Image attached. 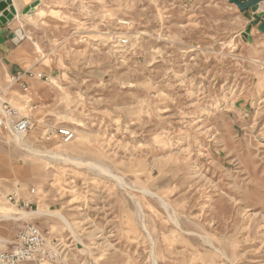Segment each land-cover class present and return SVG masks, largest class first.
I'll list each match as a JSON object with an SVG mask.
<instances>
[{"label":"rangeland","instance_id":"obj_1","mask_svg":"<svg viewBox=\"0 0 264 264\" xmlns=\"http://www.w3.org/2000/svg\"><path fill=\"white\" fill-rule=\"evenodd\" d=\"M26 3L3 39L46 79L0 60L33 123L0 132V252L33 225L54 257L26 264H264V37L227 0Z\"/></svg>","mask_w":264,"mask_h":264},{"label":"built area","instance_id":"obj_2","mask_svg":"<svg viewBox=\"0 0 264 264\" xmlns=\"http://www.w3.org/2000/svg\"><path fill=\"white\" fill-rule=\"evenodd\" d=\"M121 43H125L124 39ZM28 79H46L41 73H33L30 70H25L11 77V84H18L23 92L28 91V84L24 81ZM16 110L5 100L0 99V132L13 135L26 134L33 126L32 121L27 117L16 118ZM57 136L64 143L72 141L74 133L70 129H58ZM34 194V190L30 191ZM16 192L8 195L9 201H14L18 206L21 203L24 206L31 204V201H23L17 197ZM54 253L47 247V242L40 230L33 225L23 226L15 235L13 245L10 250L0 252V264H26L27 262L44 263L51 260Z\"/></svg>","mask_w":264,"mask_h":264},{"label":"crops","instance_id":"obj_3","mask_svg":"<svg viewBox=\"0 0 264 264\" xmlns=\"http://www.w3.org/2000/svg\"><path fill=\"white\" fill-rule=\"evenodd\" d=\"M20 4H27L26 0H12V6L15 11H18ZM264 11V1L260 2L258 5V10L256 13ZM237 16L243 24V27L246 29L248 25H253L251 29L252 35L259 34L264 37L263 33H258V28L264 26V20L259 18L256 25L255 23V14L251 12V10H247L244 12H237ZM1 15V12H0ZM42 15V12L39 11V16ZM29 19H31L29 17ZM2 36L0 41V60L5 65V71L8 77H13L18 73H22L26 69L27 63L32 59V52L26 43L19 44L18 46H13L8 41H4L3 37H5V27H2ZM4 76L2 75V78ZM28 78H24V81L28 82ZM261 80L264 81V75L261 77ZM4 80L0 81V87L4 85ZM1 99V97H0Z\"/></svg>","mask_w":264,"mask_h":264},{"label":"water","instance_id":"obj_4","mask_svg":"<svg viewBox=\"0 0 264 264\" xmlns=\"http://www.w3.org/2000/svg\"><path fill=\"white\" fill-rule=\"evenodd\" d=\"M230 4L234 5L239 12H244L247 10H251L255 14V23L257 24L259 18L264 20V11L256 13L258 10V5L260 2L264 0H227ZM14 7L12 6V0H0V41H2V27L7 23L9 19L13 16ZM251 26H249L245 33L248 34L250 32ZM259 31L264 32V26L258 28Z\"/></svg>","mask_w":264,"mask_h":264},{"label":"bare ground","instance_id":"obj_5","mask_svg":"<svg viewBox=\"0 0 264 264\" xmlns=\"http://www.w3.org/2000/svg\"><path fill=\"white\" fill-rule=\"evenodd\" d=\"M51 81L53 82V79H51ZM17 135V139H22L23 137H25V134H16ZM72 144V143H71ZM71 144H62V147H69V146H71ZM4 218H13V217H11V216H9V215H4ZM14 219V218H13Z\"/></svg>","mask_w":264,"mask_h":264}]
</instances>
